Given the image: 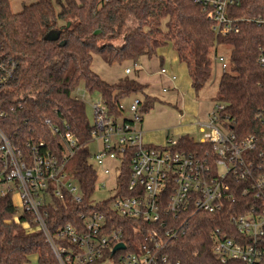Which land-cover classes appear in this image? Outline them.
Returning <instances> with one entry per match:
<instances>
[{"label": "trees", "instance_id": "obj_1", "mask_svg": "<svg viewBox=\"0 0 264 264\" xmlns=\"http://www.w3.org/2000/svg\"><path fill=\"white\" fill-rule=\"evenodd\" d=\"M227 13L237 21L238 30L220 35L209 11L193 0H36L23 2L20 12L12 11L10 0H0V48L19 63L15 79L0 91V108L19 94L25 96L23 107L1 120L7 134L24 151L25 143L34 140L62 154V133L68 130L79 144L68 169L80 184L83 202L77 204L71 198L59 202L56 219L69 222L81 211L109 203L93 202L98 174L87 147L92 125L86 103L76 99L77 89L98 92L109 113L117 116L123 115L121 99L132 93L145 95L142 119L155 100L146 93L147 84L136 78L105 81L92 67L94 54L110 64L135 62L141 56L162 58L160 49L172 45L198 91L213 73L218 47L231 46L230 65L220 76L215 101L225 104L222 117L234 121L237 139L258 138L257 153H264V125L256 119L264 111V68L258 62L264 25L254 21L264 16V0H242L229 6ZM56 126L59 132L53 131ZM179 148L198 151L209 145L185 134L179 138ZM129 173L130 157L126 156L118 174V195L127 193ZM237 184L246 185L244 181ZM259 203L254 195L241 194L222 212L197 213L186 236L168 242L171 259L181 264H236L216 257L212 231L221 228L239 239L231 216ZM33 256L40 264H59L31 217L19 213L12 196H0V264H29Z\"/></svg>", "mask_w": 264, "mask_h": 264}, {"label": "built area", "instance_id": "obj_2", "mask_svg": "<svg viewBox=\"0 0 264 264\" xmlns=\"http://www.w3.org/2000/svg\"><path fill=\"white\" fill-rule=\"evenodd\" d=\"M193 1L209 11L218 34L238 30L237 21L227 11L242 0ZM254 21L264 25V16L255 17ZM215 58L225 72L230 65L226 58ZM258 62L264 68V47L260 48ZM18 69L17 60L0 48V91L15 79ZM160 71L168 73L165 67ZM125 72L129 74L132 69L126 68ZM170 78L176 80L177 76L170 74ZM81 88L76 91V99L85 102L88 91ZM24 98L19 94L13 103L0 108V196H12L19 213L31 217L59 264H181L171 259L168 242L186 236L190 219L197 213L222 212L241 194H252L261 203L244 214L231 216L239 239L229 237L221 228L212 231L213 252L222 263L264 264V153H257L258 138L237 139L232 128L234 121L222 117L223 102H215L207 121L195 122L202 134L195 140L209 148L186 151L179 148V138L169 139L167 145L146 142L140 126L142 99L132 102L133 116L125 117L110 114L101 97L93 104L88 143L97 141L99 149L91 159L99 163L110 182L112 170L120 171L124 157L129 156L127 193H116L118 175L113 178L114 186L105 180L102 188L113 187L114 191L105 199L109 200L108 205L81 211L77 219L61 223L54 216L59 202L68 198L77 204L83 202L80 184L68 169L79 144L69 130L62 133V154L43 141H27L26 151L15 144L1 120L22 108ZM119 108L124 110L121 102ZM256 119L264 125V111L258 112ZM46 122L49 124L50 120ZM53 131L60 129L56 126ZM110 160L118 164L107 166ZM97 174L95 191L101 173L97 170ZM238 181L246 185L240 188Z\"/></svg>", "mask_w": 264, "mask_h": 264}, {"label": "rangeland", "instance_id": "obj_3", "mask_svg": "<svg viewBox=\"0 0 264 264\" xmlns=\"http://www.w3.org/2000/svg\"><path fill=\"white\" fill-rule=\"evenodd\" d=\"M32 2L33 0H11L12 11L15 12L20 8V4L23 2ZM162 58L141 56L137 61L125 60L123 62L107 63L98 54L93 55V69L107 82L115 83L123 77L136 78L143 84H147L146 93L155 98L151 109L143 114V120L140 126L143 131L153 134V138L147 139L148 142L155 143L157 145H167L168 140H178L183 132H189L196 140L200 139L202 134L199 132L197 125L192 126V122L207 121L209 114L213 111L215 98L218 91V83L223 71L219 67L214 56L213 73L205 86L196 91L192 84L190 76H182L178 70L177 74L161 73L163 63L164 67L168 70L173 69L170 63H182L178 60L176 52L172 45H168L160 49ZM217 56H224L228 64H230L231 46L220 45L217 50ZM137 63L138 66H134ZM178 65V64H177ZM178 67V66H177ZM126 68H131L132 72L127 74ZM169 69V70H170ZM175 69V68H174ZM177 69V68H176ZM170 74L176 75L179 79L172 80ZM164 88L168 90L163 91ZM83 91V88H81ZM143 93H132L121 99V105L123 107V116L131 117L133 113L130 111V105L136 98L144 99ZM101 97L98 92L89 93L86 92L85 102L88 117L93 122L94 111L93 104L100 101ZM188 124V127L184 125ZM176 128H180V132H177ZM184 129V131H183ZM87 147L96 154L98 152V142L93 141L87 144ZM91 163L101 173L98 188L93 195V202H99L100 200L109 199L114 191L113 187L108 189L102 188V182L106 180V183L110 186H114L113 178L119 174V169L114 168L112 170V178L109 182L108 178L102 173L103 168L99 163L91 159ZM118 162L107 161L106 165L113 167ZM18 201V200H16ZM29 264H40L36 258H32Z\"/></svg>", "mask_w": 264, "mask_h": 264}, {"label": "crops", "instance_id": "obj_4", "mask_svg": "<svg viewBox=\"0 0 264 264\" xmlns=\"http://www.w3.org/2000/svg\"><path fill=\"white\" fill-rule=\"evenodd\" d=\"M34 1H36V0H33L32 2H34ZM28 2V1H27ZM10 3H11V0H10ZM28 3H31V2H28ZM22 10V3L20 4V8L17 10V11H15V12H20ZM162 64V67H164L163 65V63H161ZM178 64V65H177ZM170 65L173 67V69H168V71H169V73H174V74H177V72H176V70H178L179 71V73L182 75V76H187L188 78H189V76H188V71H187V68H186V66L183 64V63H170ZM178 66V67H177ZM175 68V69H174ZM177 68V69H176ZM178 75V74H177ZM178 79H179V76H178V78H177V81H178ZM191 79V78H190ZM192 126H195L196 124H195V122H192V124H191ZM184 127H188V124H186V125H184ZM176 130H178L177 132H180V131H182V130H180V128H176ZM183 131H184V129H183ZM200 132V131H199ZM144 133H145V140H146V142L147 143H151V144H155V143H152V142H148L147 141V139H152L153 138V134L152 133H150V132H146V131H144ZM185 134H189V135H191L189 132H183V133H181V136L182 135H185ZM180 136V137H181ZM192 136V135H191ZM179 137V138H180ZM194 139H195V137L194 136H192ZM32 258H36L37 259V257L36 256H33ZM31 262V261H30Z\"/></svg>", "mask_w": 264, "mask_h": 264}, {"label": "water", "instance_id": "obj_5", "mask_svg": "<svg viewBox=\"0 0 264 264\" xmlns=\"http://www.w3.org/2000/svg\"><path fill=\"white\" fill-rule=\"evenodd\" d=\"M119 247H122V245H120Z\"/></svg>", "mask_w": 264, "mask_h": 264}]
</instances>
